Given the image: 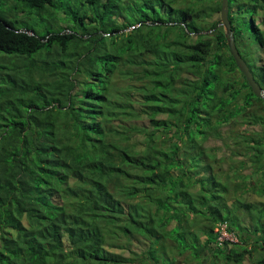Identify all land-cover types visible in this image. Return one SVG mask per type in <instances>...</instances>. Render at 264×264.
<instances>
[{"label":"trees","instance_id":"obj_1","mask_svg":"<svg viewBox=\"0 0 264 264\" xmlns=\"http://www.w3.org/2000/svg\"><path fill=\"white\" fill-rule=\"evenodd\" d=\"M2 4L0 264L264 255V98L213 19L222 0ZM229 10L264 89V0Z\"/></svg>","mask_w":264,"mask_h":264},{"label":"water","instance_id":"obj_2","mask_svg":"<svg viewBox=\"0 0 264 264\" xmlns=\"http://www.w3.org/2000/svg\"><path fill=\"white\" fill-rule=\"evenodd\" d=\"M229 11H230L229 10V0H222V7H221V12H220L221 26H223L225 30V35L227 37V42H228L231 55L233 56L235 63L238 66L239 70L245 76L253 93L258 98H264V89L260 86V84L255 79V76L250 66L245 61V59L242 57L237 47L236 40H235V34L232 29L231 21L229 19Z\"/></svg>","mask_w":264,"mask_h":264},{"label":"rangeland","instance_id":"obj_3","mask_svg":"<svg viewBox=\"0 0 264 264\" xmlns=\"http://www.w3.org/2000/svg\"><path fill=\"white\" fill-rule=\"evenodd\" d=\"M3 0H0V9H7L6 5H3ZM7 12V11H6ZM214 21L220 20V13H216L213 17ZM31 21V20H30ZM262 99V98H261ZM228 128H224V132L227 130ZM257 130H259L260 128H256ZM206 146H212V147H221V150L219 152V157L224 158V169H226L229 164H232V161H234L235 159L232 158L230 156V153L228 151V149L222 145V142L219 139H214L212 138L211 140L207 141V143H205ZM247 173H251L252 171H246ZM264 201V200H263ZM241 216L245 217L246 213L244 214L243 212L241 213ZM249 219H245L244 221L240 222V229H245V226H247L246 224H249ZM235 233V232H234ZM234 233H232L234 236H237V234L235 235ZM237 233V232H236ZM202 239H205V237H202ZM212 249V248H211ZM215 251H207V255H214ZM195 257H193V255L191 254V252L187 251L183 256H177L175 259L174 264H198L197 262V256L196 254H194ZM204 257V256H203ZM188 260V261H187ZM257 260H261L262 262H264V255L262 254H258L256 255V257L254 258V260L251 261H245L244 264H257ZM187 261V262H185Z\"/></svg>","mask_w":264,"mask_h":264},{"label":"built area","instance_id":"obj_4","mask_svg":"<svg viewBox=\"0 0 264 264\" xmlns=\"http://www.w3.org/2000/svg\"><path fill=\"white\" fill-rule=\"evenodd\" d=\"M217 232L220 233L219 241L222 243L227 240L231 243H237V237L227 231V224H220L217 227ZM221 245V244H220Z\"/></svg>","mask_w":264,"mask_h":264}]
</instances>
